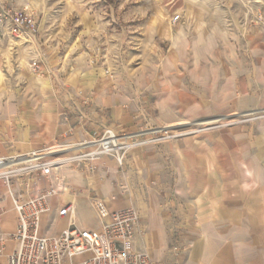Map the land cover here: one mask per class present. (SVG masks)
<instances>
[{
  "label": "crops",
  "instance_id": "0c3cea01",
  "mask_svg": "<svg viewBox=\"0 0 264 264\" xmlns=\"http://www.w3.org/2000/svg\"><path fill=\"white\" fill-rule=\"evenodd\" d=\"M200 16L187 8L184 21L174 32L163 19L149 17L151 23L163 22L159 32L154 23L150 26L153 37L171 44L160 67L151 62L136 64V77L130 81H150L157 94V87L162 86L163 106L159 95H155V106L167 111V124L264 108V42L253 40L242 52L243 58L234 46L215 48L204 39L196 41L187 34L206 29ZM99 70L92 64L72 67L69 76L75 77L63 81H116ZM183 81H191L196 89H187ZM107 93L98 99L102 105L96 112L94 105L86 108L87 116L95 120L92 124L109 120L131 129L134 122L131 111L124 107L125 94ZM20 102L15 105L9 100V131L3 134L5 138L0 137V155L22 154L53 145L50 142L63 145L100 134L95 127L73 130L68 123L49 131L31 129V117H40L41 110H31L25 99ZM3 139L9 145L3 144ZM91 148L80 145L65 154ZM93 163V172L87 169L88 161L59 168L66 189L52 197L51 210L41 219L42 233L56 234L67 225L66 217L58 216L57 210L69 202L75 205L81 226L98 228L93 207V200L98 199L109 210L138 209L143 236L137 243L156 264H264V118L137 147L127 153L121 166L108 155ZM37 186H46L45 179L40 178ZM0 210L1 228L13 231L16 214L1 179ZM172 234L180 246L177 253L170 249ZM12 246L8 241L5 250ZM0 264H6L4 254H0Z\"/></svg>",
  "mask_w": 264,
  "mask_h": 264
},
{
  "label": "rangeland",
  "instance_id": "374dc122",
  "mask_svg": "<svg viewBox=\"0 0 264 264\" xmlns=\"http://www.w3.org/2000/svg\"><path fill=\"white\" fill-rule=\"evenodd\" d=\"M0 5L1 138H5L3 134L9 131V100L19 105L25 99L31 110H41L42 117H31V129L45 128L49 131L68 123L73 130L95 127L100 132L96 137L107 129L116 135L166 126L177 128L171 133L198 130L182 137L264 118L251 119L250 114H242L249 111L246 110L214 113L207 118H216L209 124L196 117L167 124V111L155 106V95H159V103L162 101L163 106L162 86L157 87V94L150 81H130L136 77V64L145 62L149 65L151 62L160 67L171 44L153 37L154 30H160L163 22L151 23L150 16L163 19L174 32L184 21L183 14L187 8L192 12L194 9L200 13L201 24L206 29L187 34L189 37H195L196 41L204 39L215 48L234 46L237 55L243 57L242 52L250 48L253 40L264 42V0H0ZM22 7L28 8L35 24L32 30L19 33L10 15ZM176 13L180 19L171 25L170 19ZM153 23L154 30L150 27ZM90 64L100 67L98 72L101 75L116 81H63L70 75L72 67ZM73 77L71 74L68 79L73 80ZM118 78L126 81H117ZM183 82L187 89H196L191 81ZM108 91L111 96L125 94L124 107L131 111L134 122L131 129L109 120L92 124L95 120L87 116L86 108L94 105L96 112L102 105L98 99L106 97ZM96 93L98 96L94 95ZM211 124L217 127L209 128ZM160 134L145 133L141 138ZM89 139L91 137L82 140ZM2 143L9 145L4 139ZM85 218L92 220L88 215Z\"/></svg>",
  "mask_w": 264,
  "mask_h": 264
},
{
  "label": "built area",
  "instance_id": "2783aa9c",
  "mask_svg": "<svg viewBox=\"0 0 264 264\" xmlns=\"http://www.w3.org/2000/svg\"><path fill=\"white\" fill-rule=\"evenodd\" d=\"M179 19L180 15L176 13L171 17L170 24L175 25ZM10 20L19 33L32 30L35 24L26 7L12 11ZM246 113L251 115V119H259L264 117V108L242 114ZM211 125L209 128L217 127ZM175 129L166 126L121 135L107 129L100 137L89 140L38 147L22 154L0 155V179L16 214L13 231H4L0 226V254L5 255L6 264H156L147 249L137 243L143 232L140 230L139 211L134 206L109 210L103 201L94 199L93 207L99 221L96 229L81 226L76 221V208L72 202L57 210L58 216L67 219V225L58 233H42L41 219L50 212L52 197L66 189L64 177L59 172L61 166L88 161L87 169L93 172L96 168L93 162L102 155L114 157L121 166L131 149L198 131L170 132ZM153 132L161 134L141 138L145 133ZM80 145H91L92 148L81 153L65 154L66 150ZM40 178L45 179L46 186H37ZM2 214L0 210V222ZM171 239L170 249L177 253L180 246L176 235L172 234ZM8 241L13 246L6 251Z\"/></svg>",
  "mask_w": 264,
  "mask_h": 264
},
{
  "label": "bare ground",
  "instance_id": "6f19581e",
  "mask_svg": "<svg viewBox=\"0 0 264 264\" xmlns=\"http://www.w3.org/2000/svg\"><path fill=\"white\" fill-rule=\"evenodd\" d=\"M215 119H216V118L207 119V120H210V121H207V120L205 119V121H206L207 123H209V122L215 121ZM211 120H212V121H211ZM201 122H202V121H201ZM106 142H109V141H106Z\"/></svg>",
  "mask_w": 264,
  "mask_h": 264
}]
</instances>
